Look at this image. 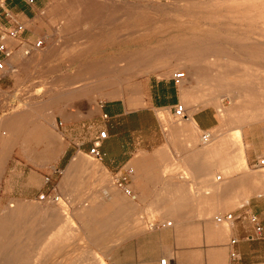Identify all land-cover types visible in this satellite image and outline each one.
<instances>
[{
    "label": "rangeland",
    "instance_id": "1",
    "mask_svg": "<svg viewBox=\"0 0 264 264\" xmlns=\"http://www.w3.org/2000/svg\"><path fill=\"white\" fill-rule=\"evenodd\" d=\"M36 6L32 34L8 46L27 58L22 102L58 101L61 112L104 100L141 99L138 105L155 80L184 72L175 86L181 104L216 112L211 140L197 142L220 150L217 168L248 167L243 137L251 126L260 134L254 145L264 148V0H37ZM37 36L45 37L44 46L29 48ZM86 158L93 169L62 170L45 185L44 201L22 188L20 177L12 189L0 185V264H152L166 256L171 237L164 228L138 217L117 221L109 205L118 195L112 175ZM20 204L36 212L20 211ZM148 212L155 221L160 216ZM206 254L189 264H209Z\"/></svg>",
    "mask_w": 264,
    "mask_h": 264
},
{
    "label": "crops",
    "instance_id": "2",
    "mask_svg": "<svg viewBox=\"0 0 264 264\" xmlns=\"http://www.w3.org/2000/svg\"><path fill=\"white\" fill-rule=\"evenodd\" d=\"M9 4L27 27L23 38L32 34L29 23L38 16L37 0L31 6L23 0H10ZM18 41L8 40L7 44L13 48L12 43ZM26 59L24 53H12L0 79V185L12 189L14 177H20L22 188L26 185L35 194H47L45 185L62 170L69 174L91 171L86 157H90L93 140L105 130L106 137L98 146L101 155L95 159L99 168L112 177L133 170L130 194L114 186L117 199L109 205L117 221L149 219L151 210L160 213L157 220L170 222L163 227L171 237L165 240L169 243L166 256L156 255L152 264H159L164 257L167 264H189L198 259L200 251L207 253L209 264H228L231 239L237 240L238 264H264V174L254 167L264 158V148L254 145L260 137L254 126L246 129L243 137L248 167L217 168L220 150L215 146L204 149L197 142H201L203 130L218 125L216 112L210 106L185 108L183 121H174V107L181 101L172 76L155 80L142 104L136 105L141 99L135 98L104 100L97 107L85 103L61 112L58 101H21L19 93L25 87L22 63ZM19 103L25 105L17 108ZM174 160L179 168H172ZM34 180L37 185L32 184ZM30 206L20 204L17 208L36 212ZM243 209L258 216L263 227L260 236L246 239L254 233L246 219L233 218L226 224L215 219ZM98 263L105 264L100 259Z\"/></svg>",
    "mask_w": 264,
    "mask_h": 264
},
{
    "label": "built area",
    "instance_id": "3",
    "mask_svg": "<svg viewBox=\"0 0 264 264\" xmlns=\"http://www.w3.org/2000/svg\"><path fill=\"white\" fill-rule=\"evenodd\" d=\"M6 1L9 0H0V79L4 74V71L6 69V59L12 54V50L8 47L7 41L8 40H18L23 38V35L27 29L25 23L19 19L17 16V13L12 10L11 8L5 7ZM27 5H35L36 0H23ZM45 37L41 36L39 38H36L35 40L29 42L31 49H39L44 46ZM185 77L184 72H176L173 74L172 78L175 82V84H179L180 80H182ZM174 115L177 118H182L185 116V107L183 104H176L174 107ZM106 137V131L101 130L98 133V136L93 140L92 147L89 149L88 154L91 158L97 159L100 157V152L98 150V146L100 145V142L102 139ZM212 138V132L210 130H203L200 134V139L202 143H207ZM264 165V158L259 159L255 164V168H262ZM132 169L128 168L125 172H118L112 177V182L114 185L119 186L122 188V190L126 194H130V189L128 187L130 175L132 174ZM46 181L48 182L49 179L46 178ZM48 197V196H47ZM38 198L40 200L45 199V194L41 193ZM49 198V197H48ZM49 199L52 201H57V196H51ZM233 218H239V219H246L248 220L254 228V233L249 234L246 236V239L250 240L255 237H258L262 233V225L259 221L258 216L253 213L249 212L245 209L240 210L236 214L228 213L222 216H217L215 219L219 223H229ZM147 225L150 228L157 227V226H167L170 224V222H163V221H155L154 219H146L142 218ZM237 242L236 239L230 240V251H229V263L228 264H238L240 256L237 250L235 249L234 245ZM114 264V263H110ZM159 264H167V258H161L159 260Z\"/></svg>",
    "mask_w": 264,
    "mask_h": 264
},
{
    "label": "bare ground",
    "instance_id": "4",
    "mask_svg": "<svg viewBox=\"0 0 264 264\" xmlns=\"http://www.w3.org/2000/svg\"><path fill=\"white\" fill-rule=\"evenodd\" d=\"M260 15V14H259ZM263 15H264V13H263ZM261 17H263L262 15H261ZM264 19V18H263ZM99 264V263H98Z\"/></svg>",
    "mask_w": 264,
    "mask_h": 264
}]
</instances>
